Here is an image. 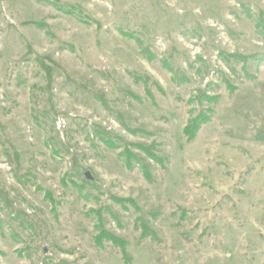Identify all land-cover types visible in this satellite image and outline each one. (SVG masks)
Returning a JSON list of instances; mask_svg holds the SVG:
<instances>
[{"label": "rangeland", "instance_id": "1", "mask_svg": "<svg viewBox=\"0 0 264 264\" xmlns=\"http://www.w3.org/2000/svg\"><path fill=\"white\" fill-rule=\"evenodd\" d=\"M260 14L0 0V264H264Z\"/></svg>", "mask_w": 264, "mask_h": 264}, {"label": "trees", "instance_id": "2", "mask_svg": "<svg viewBox=\"0 0 264 264\" xmlns=\"http://www.w3.org/2000/svg\"><path fill=\"white\" fill-rule=\"evenodd\" d=\"M44 1V0H43ZM247 12L249 13V10H247ZM261 16H260V21H258L257 22V25H256V27L260 30V31H262V32H264V24L263 23H261L262 22V20H264L263 19V14H260ZM41 29H43L44 27H45V25H43V24H37ZM46 28V27H45ZM221 57H222V59L225 61V63L227 64V66L228 67H230L229 65H230V62H232L233 60H236L237 59V57L236 56H230V55H221ZM208 118H207V116L206 115H196V117H191L189 120H188V122H187V124H186V126L184 127V129H183V134H184V136L186 137V141H187V143H189V142H192L194 139H195V137H196V134H197V132L199 131V128L201 127V125H203V124H205V123H207L208 122ZM145 153H147V155H148V153L149 152H147V151H145ZM121 156L122 157H124V155L123 154H121ZM149 157H151V158H155L154 156H149ZM131 160H132V158H131V154H129V152H127L126 154H125V158H124V161H125V166L127 167V168H131ZM144 176H145V178L147 179V180H149L150 179V176L148 175V173L146 172V171H144ZM152 235H154V233H152ZM153 237H155V236H153ZM152 237V238H153ZM95 242H96V245H98V246H102V244L104 243V242H109V243H111L112 245H114V246H116V247H118V248H120V250H121V252H122V256H123V258L125 259L126 258V250H124L125 249V243H124V241H122V240H120V239H118V238H115V237H113L112 235H110L109 233H106L105 231H101L100 232V234L97 236V237H95ZM153 239H155V238H153Z\"/></svg>", "mask_w": 264, "mask_h": 264}, {"label": "water", "instance_id": "3", "mask_svg": "<svg viewBox=\"0 0 264 264\" xmlns=\"http://www.w3.org/2000/svg\"><path fill=\"white\" fill-rule=\"evenodd\" d=\"M85 178H86L87 180H90L88 174H85Z\"/></svg>", "mask_w": 264, "mask_h": 264}]
</instances>
